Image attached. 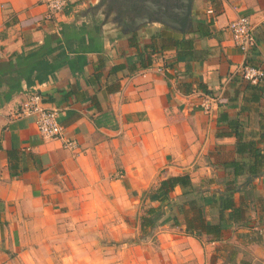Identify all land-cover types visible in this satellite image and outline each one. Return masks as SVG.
<instances>
[{"label":"crops","instance_id":"0c3cea01","mask_svg":"<svg viewBox=\"0 0 264 264\" xmlns=\"http://www.w3.org/2000/svg\"><path fill=\"white\" fill-rule=\"evenodd\" d=\"M46 1L0 0V61L40 49L57 65L0 102V264H203L209 247L218 264H264V164L238 177L253 187L242 193L243 219L220 239L188 234L178 214L137 250L123 249L128 231H141L140 201L160 204L150 197L154 183L185 173L197 186L224 190L234 177L226 163L255 161L237 151V132L264 163V92L255 99L237 72L244 61L264 68V0H196L194 20L212 19L213 35L195 41L208 54L190 62L177 60L166 26L123 34L95 9L99 0H67L47 20ZM240 15L258 38L247 53L228 29ZM32 91L59 111L79 151L43 138L22 114ZM206 95L217 98L209 113L200 107ZM181 193L178 186L171 196ZM207 218L217 222L218 211L207 208Z\"/></svg>","mask_w":264,"mask_h":264},{"label":"trees","instance_id":"16d2710c","mask_svg":"<svg viewBox=\"0 0 264 264\" xmlns=\"http://www.w3.org/2000/svg\"><path fill=\"white\" fill-rule=\"evenodd\" d=\"M213 20L195 19L193 29L186 34L172 30L173 47L177 52L178 61L190 62L207 57L208 52L195 47L198 38L211 37ZM160 36V34L156 35ZM134 37V36H133ZM132 39V37H131ZM131 43H134L131 41ZM55 69L48 59L42 55L40 49L32 50L28 54L21 53L6 62L0 61V102L10 100L13 95L21 92L24 82L28 87L37 81H44ZM249 90L259 99L264 92V81L258 84L248 82ZM237 151L244 154L250 152L255 158L253 163L231 161L225 167L234 169V177L225 180L224 190H211L210 185L197 186L189 174H179L162 179L159 184L150 190V197L160 202L158 206L150 205L140 215V230L143 236H150L160 225L174 220L179 222L178 214L184 216L186 232L198 238L211 236L213 240L220 239L224 229L233 222L241 221L244 217L246 202L242 193L247 187H253L252 180L244 179L239 182L238 177L245 173L246 168L251 175H257L264 164L260 159V150L243 141L242 133L237 132ZM2 149L0 140V150ZM10 153V152H9ZM182 188L180 196L173 197L171 193L176 187ZM241 193V202L238 205L235 194ZM207 208L218 211V221L207 218ZM175 212V213H174Z\"/></svg>","mask_w":264,"mask_h":264},{"label":"built area","instance_id":"2783aa9c","mask_svg":"<svg viewBox=\"0 0 264 264\" xmlns=\"http://www.w3.org/2000/svg\"><path fill=\"white\" fill-rule=\"evenodd\" d=\"M45 18L53 20L61 13L67 5V0H47ZM234 44L240 48L243 53H247L258 45V38L255 27L248 15H240L228 24ZM164 68L159 67L158 71ZM237 72L242 79L252 84H258L264 81V68L260 65L244 61L237 68ZM217 102V98L206 95L200 102V107L209 113L213 104ZM22 114L25 116H33L38 132L43 138L61 140L64 148L77 152L81 149L79 141L75 138L65 135V127L59 121V111L57 109L48 108L44 105L43 96L32 91L25 101L22 103Z\"/></svg>","mask_w":264,"mask_h":264},{"label":"water","instance_id":"95a60500","mask_svg":"<svg viewBox=\"0 0 264 264\" xmlns=\"http://www.w3.org/2000/svg\"><path fill=\"white\" fill-rule=\"evenodd\" d=\"M196 0H99L95 9L123 34L160 24L186 34L193 29Z\"/></svg>","mask_w":264,"mask_h":264},{"label":"rangeland","instance_id":"374dc122","mask_svg":"<svg viewBox=\"0 0 264 264\" xmlns=\"http://www.w3.org/2000/svg\"><path fill=\"white\" fill-rule=\"evenodd\" d=\"M158 184V183H157ZM156 183H154L151 188H155L157 186ZM150 204V202L148 201L147 202V199L145 201H140L139 203V216L144 212V210L148 207V205ZM162 228L159 226L157 227L153 232L152 234L150 235V237H153L154 234H157L158 231H160ZM139 230L136 229V227H132L131 230L128 231L127 235L124 237V241H123V249L128 252H130L131 250H137V248H135V245L137 243H140L142 244L143 242H146L148 241L150 238H144V236L141 234V231L140 233L138 234ZM111 233V230L108 229V234ZM156 238H157V235H156ZM143 239V240H142ZM203 241H206V239L202 236L201 238ZM151 242L152 244H157V242H155V239H151ZM208 245V244H207ZM109 246L110 247H113L115 249V246H114V241H111L109 242ZM119 249V248H118ZM212 247H209V248H204V256H205V261L203 264H218V261L217 260H213L211 257V254H210V257H208L209 253H211L212 251Z\"/></svg>","mask_w":264,"mask_h":264}]
</instances>
